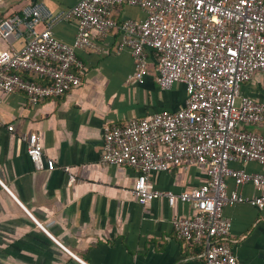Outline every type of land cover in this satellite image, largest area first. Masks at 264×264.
I'll return each mask as SVG.
<instances>
[{
    "label": "crops",
    "instance_id": "crops-1",
    "mask_svg": "<svg viewBox=\"0 0 264 264\" xmlns=\"http://www.w3.org/2000/svg\"><path fill=\"white\" fill-rule=\"evenodd\" d=\"M34 2L57 12L77 0H0V20ZM112 16L117 21L140 19L145 11L123 2L113 7ZM51 29L58 39L72 43L77 22L58 21ZM92 35L97 48L76 50L82 63L75 67L78 86L38 104L20 92L0 91V264H202L204 243L185 242L173 228L175 218L195 213L189 203L177 199L169 205L165 196L157 195L141 204L133 193L137 171L99 162L105 125L179 109L187 97L185 85L159 86L151 49L144 79L138 81L130 49L119 48V28ZM24 44L23 34L11 41L0 37V49ZM240 92L264 102V77L256 72ZM245 127L264 134V118ZM26 132L41 136L45 157L55 162L53 169L36 168L20 140ZM231 165L264 172L255 161ZM206 180L202 166L184 162L153 171L148 185L179 193ZM227 185L235 188L231 178ZM239 189L249 197L258 194L250 183ZM223 214L231 223L226 241L238 263L264 264V205L235 203L226 205Z\"/></svg>",
    "mask_w": 264,
    "mask_h": 264
},
{
    "label": "built area",
    "instance_id": "built-area-1",
    "mask_svg": "<svg viewBox=\"0 0 264 264\" xmlns=\"http://www.w3.org/2000/svg\"><path fill=\"white\" fill-rule=\"evenodd\" d=\"M123 2L142 7L145 16L117 21L112 9ZM70 19L77 29L72 43H66L51 27ZM114 27L122 32L119 48L131 51L138 81L144 79L151 49L159 86L184 83L187 97L179 109L105 125L99 162L133 167V193L141 204L157 195L165 196L169 205L177 199L189 203L195 213L175 218L173 228L185 242L204 243L202 264H239L226 241L231 223L223 209L241 202L264 205V172L231 165L242 160L264 166V134L245 127L263 120L264 102L240 92L256 72L264 77V0H77L57 12L42 2L28 4L0 20V37H25L19 49H0V91L20 92L31 104L63 95L81 82L75 71L82 66L76 50L97 48L92 31L102 36ZM20 140L36 168L55 167L54 160L45 157L38 133H23ZM184 162L202 166L207 180L179 193L149 187L153 171ZM227 178L234 189H228ZM247 183L258 194L244 195L239 187Z\"/></svg>",
    "mask_w": 264,
    "mask_h": 264
},
{
    "label": "trees",
    "instance_id": "trees-1",
    "mask_svg": "<svg viewBox=\"0 0 264 264\" xmlns=\"http://www.w3.org/2000/svg\"><path fill=\"white\" fill-rule=\"evenodd\" d=\"M22 75L32 81H42L38 76L30 74L29 72H22Z\"/></svg>",
    "mask_w": 264,
    "mask_h": 264
}]
</instances>
